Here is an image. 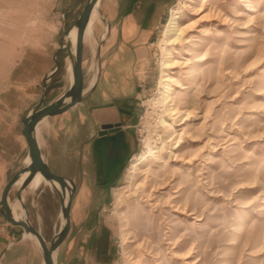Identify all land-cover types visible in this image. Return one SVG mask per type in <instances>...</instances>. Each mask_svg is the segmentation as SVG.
I'll list each match as a JSON object with an SVG mask.
<instances>
[{
	"label": "rangeland",
	"instance_id": "374dc122",
	"mask_svg": "<svg viewBox=\"0 0 264 264\" xmlns=\"http://www.w3.org/2000/svg\"><path fill=\"white\" fill-rule=\"evenodd\" d=\"M86 1L0 0V199L28 157L23 115L40 100L42 74L56 65L61 33L76 21ZM129 1L124 0L126 6ZM145 2L148 8L158 7L161 16L147 43L148 56L133 66L139 78L138 113L132 123L138 146L119 179L102 194L99 209L101 225L112 237L111 264H264V0ZM203 2L207 8L201 12ZM112 3L101 0L93 43L84 45L86 89L102 73L110 24L106 12ZM172 14L185 32L165 43ZM166 44L178 60L170 74L179 112L167 116L173 123L169 127L160 122L168 106L160 102L159 91ZM56 58L61 66L47 103L68 87L66 48ZM37 74V86H28ZM16 110L18 125L12 128ZM146 139L163 151L135 165L147 151ZM40 140L52 170H74L75 161L69 164L66 158L75 153L61 151L62 146L50 149L41 130ZM19 189H12L11 203L50 243L63 219L58 192L47 183L29 187L20 203ZM14 227V241L22 243L24 229ZM85 230L84 224L71 223V241ZM24 238L28 242L2 256L1 264H38L40 257L44 264L38 244L27 234ZM66 239L56 250L58 264Z\"/></svg>",
	"mask_w": 264,
	"mask_h": 264
},
{
	"label": "crops",
	"instance_id": "0c3cea01",
	"mask_svg": "<svg viewBox=\"0 0 264 264\" xmlns=\"http://www.w3.org/2000/svg\"><path fill=\"white\" fill-rule=\"evenodd\" d=\"M111 1L113 7L106 12L110 21L105 42L108 50L106 55L101 53L102 73L97 86L81 103L47 118L40 127L41 136L50 149L56 148L60 151L62 146L61 151L75 153L73 159L70 155L66 158L69 164L75 161L71 173L53 171L75 182L71 223L79 222L87 229L72 241L70 232L65 241L68 246L62 256L60 253V264H111L112 237L109 229L101 225V198L119 179L138 146L132 123L138 113L139 78L136 77L133 66L136 61L142 58L145 60L148 56L147 43L155 32L156 22L161 15L158 7L148 8L145 0H130L127 6L124 0ZM146 17H150V20ZM60 51L61 48L56 50L53 56L55 61ZM56 67L57 61L55 66L44 70L42 76L45 80L41 97L45 88L48 91L51 87L59 70L50 79L48 76ZM66 70L69 85V65ZM39 77L41 75L34 76V82L28 83V86H37ZM14 113L12 128L18 125L19 110ZM25 115L26 112L22 121ZM106 123L122 125L116 131L100 135L102 125ZM14 226L9 224L5 213L0 209V256L5 252L3 257H6L19 245L28 242V239L23 237L22 243H15ZM9 244L11 245L8 247ZM38 264H43L41 257Z\"/></svg>",
	"mask_w": 264,
	"mask_h": 264
},
{
	"label": "water",
	"instance_id": "95a60500",
	"mask_svg": "<svg viewBox=\"0 0 264 264\" xmlns=\"http://www.w3.org/2000/svg\"><path fill=\"white\" fill-rule=\"evenodd\" d=\"M101 0H87L83 10L76 19V21L66 28L62 34L61 49L66 48L67 55L71 65V80L66 90L59 95L56 99L51 102H46L47 89L45 88L44 94L41 99L26 113L24 117V126L22 133L28 144V156L30 158L29 164H24L19 170L8 180L5 184L2 192L1 205L5 213L6 218L14 225L22 226L24 229L23 237L25 234H32L38 240V245L41 249L44 264H58L57 256L55 257V251L59 249L60 245L67 238L71 228V207L73 198L76 192L75 182L69 178L55 173L48 162L44 158L42 146L38 139L37 128L47 118L60 114L69 108L81 103L85 97L92 92L97 86L100 79V71L95 75V81L93 85L85 90L84 86V71H83V58H84V37L87 26L90 22V18L96 5ZM102 15V12L99 10ZM77 29V38L75 50H73V42L70 37L71 31ZM99 59V52L97 53ZM57 67L48 76V79L60 68V61L56 58ZM121 123H106L102 125L100 135L108 132L116 131L120 128ZM27 176L20 185V189L17 195L20 203H23L24 197L23 192L33 180V178L41 173L44 178L49 181L50 185L53 186L59 194L61 201V213L62 222L54 238L48 243L42 232L36 227L27 216L23 218H15L12 209V203L10 201V194L12 189L18 184L24 174ZM59 184V186L56 185ZM23 205V204H22ZM11 244L8 245V247ZM3 252L0 256V264L2 261Z\"/></svg>",
	"mask_w": 264,
	"mask_h": 264
},
{
	"label": "bare ground",
	"instance_id": "6f19581e",
	"mask_svg": "<svg viewBox=\"0 0 264 264\" xmlns=\"http://www.w3.org/2000/svg\"><path fill=\"white\" fill-rule=\"evenodd\" d=\"M99 6H100V2L96 5L95 9L92 12L90 22H89L87 29H86V32H85V37H84L85 43L86 42L93 43L95 24L100 19V17H99ZM206 8H207V6L203 2L199 5L198 10L203 12ZM219 10L221 11L220 8H216L217 14H219ZM184 32H185L184 29L178 24L177 17L174 14H172L171 19L169 21V24L167 25V28L165 30V35H166L165 43H168V42L172 43L174 41L181 39ZM170 33H172V34L169 37L168 35ZM70 37H71V40L73 42V50H75L76 38H77V29L76 28H74L71 31ZM92 47H94V51H96V47L94 46V44ZM164 55H165V58L162 61L159 91L162 95V99L160 102L163 104H166L168 106H166L165 112L164 113L162 112L163 114H161L160 122L163 126L169 127V126L173 125V123L168 120L167 116L170 114H177L179 112V109L175 106V103H173L174 102V96H173L174 83H173V78L170 74L171 69L177 65L178 60H176L175 57L173 56L174 55L173 48H168L167 44L164 46ZM69 68L71 69V65H69ZM95 78H94V81H95ZM94 81H93V83H94ZM93 83H92V85H93ZM40 127H41V125H39L37 128V135H38V139H39L40 144H41L40 134H39ZM172 133H174V132H172ZM160 139H161V142L164 141L162 135L160 136ZM145 143H146L147 151L140 156V158H139L140 160L137 163L135 162V165H138L140 163L148 161L150 157H159L163 151L162 146L160 147L157 144H153L150 141V139H146ZM29 163H30V158L28 156L26 158L25 164H29ZM26 176H27V173L22 176V178L20 179V181L18 182L17 185H21V183L23 182V180L25 179ZM172 180H174V179H172ZM44 183L50 184L49 181H47L41 173H38L33 178V180L29 183L28 186L30 188L34 189V188H37L39 185L44 184ZM56 185L59 186L58 183H56ZM169 185H170V183H169ZM12 209H13V214H14L15 218H17V219L23 218L24 215L19 210V207L17 204L12 205ZM27 236L32 237V239L38 245H40L38 240L36 239V237H34L32 234H27ZM54 255H55V257L57 256V251H55Z\"/></svg>",
	"mask_w": 264,
	"mask_h": 264
}]
</instances>
